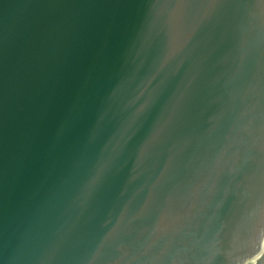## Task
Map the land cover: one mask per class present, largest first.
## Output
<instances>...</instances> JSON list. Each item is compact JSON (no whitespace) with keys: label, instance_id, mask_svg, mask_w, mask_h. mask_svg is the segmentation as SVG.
Segmentation results:
<instances>
[{"label":"water","instance_id":"1","mask_svg":"<svg viewBox=\"0 0 264 264\" xmlns=\"http://www.w3.org/2000/svg\"><path fill=\"white\" fill-rule=\"evenodd\" d=\"M0 264H264V0H0Z\"/></svg>","mask_w":264,"mask_h":264}]
</instances>
